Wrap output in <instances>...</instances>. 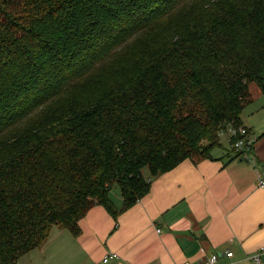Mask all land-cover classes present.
<instances>
[{"label":"trees","instance_id":"trees-1","mask_svg":"<svg viewBox=\"0 0 264 264\" xmlns=\"http://www.w3.org/2000/svg\"><path fill=\"white\" fill-rule=\"evenodd\" d=\"M252 84L264 0H0V264L211 159Z\"/></svg>","mask_w":264,"mask_h":264},{"label":"crops","instance_id":"crops-1","mask_svg":"<svg viewBox=\"0 0 264 264\" xmlns=\"http://www.w3.org/2000/svg\"><path fill=\"white\" fill-rule=\"evenodd\" d=\"M243 122L257 137L252 153L255 163L234 159L230 138L224 134L211 159L187 160L154 178L149 195L118 217L96 205L80 222L79 236L54 227L48 241L28 254V261L207 264L211 256L218 255V264H256L252 257L264 248V187L259 186L264 180L261 92L253 95ZM112 190L110 199L121 209V190ZM112 253L119 259L104 263ZM228 253L233 256L228 257ZM260 264H264V253Z\"/></svg>","mask_w":264,"mask_h":264},{"label":"built area","instance_id":"built-area-1","mask_svg":"<svg viewBox=\"0 0 264 264\" xmlns=\"http://www.w3.org/2000/svg\"><path fill=\"white\" fill-rule=\"evenodd\" d=\"M225 133L229 134L231 148L236 153L240 154V158L255 163V157L252 155V153L255 149L257 137L252 135L251 132H249V129L245 126H241L239 128L229 126L227 129L222 131L221 135ZM259 186L264 187V180L259 181ZM158 232H161V230L158 229ZM263 253H264V248L260 250L259 254L254 255L252 257V260L256 264H260L261 256L263 255ZM227 256L232 257L233 253H228ZM219 258L220 257L218 255H213L211 256L207 264H218ZM117 259H119V255L116 253H112L107 255L104 258L103 262L108 263L111 260H117Z\"/></svg>","mask_w":264,"mask_h":264},{"label":"rangeland","instance_id":"rangeland-1","mask_svg":"<svg viewBox=\"0 0 264 264\" xmlns=\"http://www.w3.org/2000/svg\"><path fill=\"white\" fill-rule=\"evenodd\" d=\"M250 91H251V93L253 94V95H255V94H257V93H259L260 92V90H259V88L257 87V85H255V84H252L251 86H250ZM226 134V133H225ZM224 135V134H223ZM223 135H221V136H223ZM228 135V137L230 138V136H229V134H227ZM231 146V145H230ZM232 149V148H231ZM143 174H144V177L145 178H148L149 177V171H148V169H145L144 170V172H143ZM113 192H116V191H119V186L117 185V184H114L113 185V190H112ZM31 256V255H30ZM29 258V255H25V256H23V257H21V259L19 260V264H31L28 260Z\"/></svg>","mask_w":264,"mask_h":264}]
</instances>
